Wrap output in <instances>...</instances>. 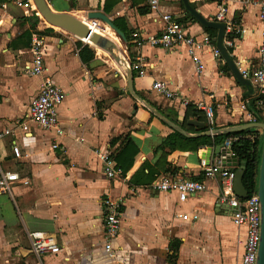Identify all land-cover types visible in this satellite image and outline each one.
Returning <instances> with one entry per match:
<instances>
[{
  "label": "crops",
  "instance_id": "1",
  "mask_svg": "<svg viewBox=\"0 0 264 264\" xmlns=\"http://www.w3.org/2000/svg\"><path fill=\"white\" fill-rule=\"evenodd\" d=\"M16 1L27 0H0V130L24 116L47 77L63 92L56 109L63 135L56 138L52 130L31 125L30 134L18 132L16 138L0 140V163L18 176L9 193L0 190V264H236L242 251L237 237L242 230L232 224L226 210L215 205L220 184L207 178L203 169L225 165L215 148L226 138L212 144L207 137L262 133L239 107L246 100L252 105V87L239 83L208 46L198 52L203 68L196 72L183 46L163 49L141 43L162 28L158 12L151 11L146 0H47L54 12L85 16L76 17L85 19L84 24L90 12L110 20L112 26L97 20L99 31L125 52L132 72L131 95L124 71L107 51L112 75L97 66L93 48L94 57L84 63L78 45L41 28L42 16L32 0L31 8ZM188 2L211 20L225 6L230 27L239 32L226 50L238 69L257 64L259 21L253 1ZM159 12L176 18L187 35L197 40L208 37L215 46L217 30L201 25L181 0H162ZM35 39L40 40L44 70L29 76L24 67L31 63ZM156 81L166 84L171 98L152 90ZM200 102L211 105L212 124L203 111L204 122L184 116L190 114L189 106L196 108ZM188 120L202 125H188ZM181 122L194 130H186ZM122 136L138 152L132 166L121 171L122 177L108 179L93 149L105 150L112 157L121 147ZM54 142L58 147L51 149ZM11 144L19 148V158L12 155ZM162 175L197 180L206 189L179 202L176 193L151 188ZM106 194L121 204L119 231L112 240L114 258L103 250ZM183 214L188 215L186 220ZM192 214L198 218L192 220ZM34 231L53 234L58 255L36 258L28 236ZM172 245L174 250H170Z\"/></svg>",
  "mask_w": 264,
  "mask_h": 264
},
{
  "label": "built area",
  "instance_id": "2",
  "mask_svg": "<svg viewBox=\"0 0 264 264\" xmlns=\"http://www.w3.org/2000/svg\"><path fill=\"white\" fill-rule=\"evenodd\" d=\"M226 1V0H224ZM253 1L258 6V45H257V64L251 69H238L244 79H247L252 87L251 98L252 110L249 109V101L246 100L240 104V109L247 112L248 120L252 123L264 120V0H245V2ZM162 0H146L148 8L153 12H158V16L162 21V28L158 34L149 37L143 42H147L152 46L161 47L163 49H173L178 46H183L186 55L194 64L196 72H200L203 68L202 61L198 55L200 49L205 46L210 47L211 54L214 58H220L219 52L208 37L202 40L189 36L185 33L183 25L168 13L159 12V6ZM19 6L31 8V2H15ZM37 15L36 10H33ZM226 7L220 6L218 13L215 16L216 21L224 22L227 38L223 40V46L231 48L233 46V37H236L239 32L237 29L230 27V22L226 18ZM92 24H96L97 19H90ZM44 70L43 58L40 53V40H34L33 56L31 63L24 67V71L29 76L41 75ZM152 90L165 96L172 97V92L167 88L162 81L153 82ZM63 100V92L51 82L50 78L45 77L37 90V93L31 99L27 112L24 116L16 120L10 127L0 130V140L6 136L16 138L20 132L22 136L30 134V126L35 125L43 131L52 130L55 137L63 135V130L58 125L56 109ZM197 109L204 112L206 120L209 124L213 123L214 114L210 104L202 102L197 103ZM261 118V120H257ZM256 131L253 132L255 137ZM262 136V133H260ZM259 134V135H260ZM251 136V138H253ZM238 139L237 136H229L222 142V147L230 149L233 142ZM14 143V141L12 142ZM58 143L51 144V149H56ZM94 154L102 161L106 178L122 177L121 170L117 167L115 160L110 156V153L99 148L93 149ZM11 153L15 158L20 157L19 148L15 144H11ZM231 154H233L230 151ZM204 174L209 179H217L220 187L215 194L214 202L217 207L227 211L228 217L232 224L241 229L238 234L237 244L241 246V253L236 264H256L257 250L259 244L260 232V202L257 193L254 192L248 195L245 199L236 196L232 190V182L234 178V168L226 165L217 164L203 169ZM18 178L17 174L5 170L0 163V190L10 192L11 185ZM153 190L158 192H174L177 195L179 202H184L187 197L197 193L204 192L205 185L193 179H181L171 175H162L151 185ZM120 200L113 199L109 195H105L102 200L103 208V250L109 258H114L115 254L112 249V240L116 238L119 231L120 223ZM183 220L188 218L187 214L181 215ZM192 220L198 218L197 214L190 216ZM30 252L36 257L41 258L46 254L58 255L60 252L56 243V238L53 234L44 232H30Z\"/></svg>",
  "mask_w": 264,
  "mask_h": 264
},
{
  "label": "water",
  "instance_id": "3",
  "mask_svg": "<svg viewBox=\"0 0 264 264\" xmlns=\"http://www.w3.org/2000/svg\"><path fill=\"white\" fill-rule=\"evenodd\" d=\"M32 1L34 2L35 6L40 11V13L43 15V17L51 25L64 29L71 34L83 38L90 37V41L93 44H96L99 48L107 51L110 54L111 58H113L118 64V66L124 71L127 79L128 92L131 95L134 94L132 88V72L130 70V67L127 61L125 60L124 54H122L118 50V48L112 41L96 33H91V30L89 28L84 26L81 22L76 20L70 14L52 11L45 0H32ZM181 2L185 10L189 14H191L194 17V19H196L201 25H203L206 28L217 30L216 36L213 38V42L215 44L216 49L219 52L220 58L229 68L235 79L239 83L246 86L248 89H251V85L249 81L241 76L232 57L230 56L226 48L223 46V37L225 30L224 22L203 18L194 8L191 7L188 0H181ZM87 19L102 20L112 26L110 20L104 14L98 12L88 13ZM179 120H182V117H179ZM187 124L191 126L202 125V123H199L195 120H188ZM254 125L262 130V148H261L260 160L258 166L257 188H256V193L260 202V216H261L256 264H264V120L261 121L260 123H254ZM177 130L180 131V129L178 128ZM215 150L217 152L221 151V157L225 162L226 166L234 168L232 190L236 196L245 199L248 196V193L242 182V177L244 173L243 164L238 163L236 156L234 154H231L230 151H225V149L222 147L221 144L217 145Z\"/></svg>",
  "mask_w": 264,
  "mask_h": 264
},
{
  "label": "trees",
  "instance_id": "4",
  "mask_svg": "<svg viewBox=\"0 0 264 264\" xmlns=\"http://www.w3.org/2000/svg\"><path fill=\"white\" fill-rule=\"evenodd\" d=\"M78 48V55L82 62L87 63L94 57V50L91 49L88 45L81 46L79 44ZM225 68L228 69L227 66H225ZM187 109L188 111L190 110V114L189 112L185 113L184 116L186 117V119H188L189 115H191L197 121H205L202 116L201 110L191 108L190 106ZM249 109L252 110L251 105ZM257 120L260 121L261 118H258ZM180 125L188 131L194 130L193 127L187 126L185 122H181ZM234 135L237 136L238 139L232 143L230 149L231 152L236 156L238 163L243 164L244 173L242 177V182L248 195H251L256 192L257 188L258 166L262 148V136L255 134L254 137L253 132L251 133L249 131H240L235 133ZM228 136L229 134H221L212 138L207 137L206 139L212 141V144H218L221 143ZM251 136H253V138H251ZM119 138L122 139L120 144L121 147L118 152L112 157L115 160L117 167L121 171L126 172L132 166L134 157L136 156L138 150L130 140H127V136H122Z\"/></svg>",
  "mask_w": 264,
  "mask_h": 264
},
{
  "label": "rangeland",
  "instance_id": "5",
  "mask_svg": "<svg viewBox=\"0 0 264 264\" xmlns=\"http://www.w3.org/2000/svg\"><path fill=\"white\" fill-rule=\"evenodd\" d=\"M46 1V3L47 4H49L48 2H47V0H45ZM39 13H40V11H39ZM73 13V12H72ZM40 15L43 17V15L40 13ZM71 16L72 15H75V14H70ZM76 20H78V21H80L82 24H83V22H86L85 21V19H76ZM83 21V22H82ZM40 27L41 28H43L44 30H47V32H50V33H52L53 31H55L56 33H57V36H59V37H62L65 41H68V42H71V43H74L75 45H81V46H83V45H87V44H85V43H83V42H81V41H79L73 34H71V33H69L68 31H66V30H64V29H61V28H59V27H54L53 25L52 26H50L49 24H47V23H45L41 18H40ZM106 29H108V28H106ZM96 33L97 34H99L100 36H102V37H104L105 38V36H104V32L103 33H101L100 31H96ZM108 39H109V37H108ZM89 46V45H88ZM90 48H92L91 46H89ZM95 54H96V59H97V61H98V63H97V66L98 67H100L101 69H103V70H106L108 73H109V75L111 74L112 75V73L114 72L113 70H114V68H112L109 64H110V62H109V60H107V58H105L103 55H101V54H99V53H97V51H95ZM124 54H125V52H124ZM121 71H122V69H121ZM123 72V71H122ZM125 76V75H124ZM171 248V249H170ZM170 250H174L173 249V245L172 246H170ZM185 264H188L187 262H185Z\"/></svg>",
  "mask_w": 264,
  "mask_h": 264
},
{
  "label": "bare ground",
  "instance_id": "6",
  "mask_svg": "<svg viewBox=\"0 0 264 264\" xmlns=\"http://www.w3.org/2000/svg\"><path fill=\"white\" fill-rule=\"evenodd\" d=\"M75 19H78V18H76V17H85V16H73ZM42 20L45 22V23H47V24H49L50 26H52L44 17H42ZM105 24H108L107 22H105V21H103ZM83 25L84 26H86L87 28H89L90 30H91V33H96V31H99V29H100V25H99V21H97L96 22V24L94 25V24H92V22H88L87 24H84L83 23ZM110 25V24H109ZM54 27H56V26H54ZM112 31V30H111ZM113 32V31H112ZM114 33V32H113ZM97 34V33H96ZM115 34V33H114ZM116 35V34H115ZM75 37L77 36V35H74ZM117 37V36H116ZM77 38L79 39V40H81V41H83L85 44H87V45H89V46H91L95 51H97V53H99V54H101V55H103L105 58H106V51H104V50H102V49H100L98 46H96V45H94L91 41H90V37H88V38H83V37H80V36H77ZM118 38V37H117ZM119 39V38H118ZM119 41H120V39H119Z\"/></svg>",
  "mask_w": 264,
  "mask_h": 264
}]
</instances>
